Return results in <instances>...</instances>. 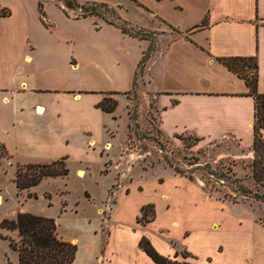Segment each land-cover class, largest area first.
Returning <instances> with one entry per match:
<instances>
[{
	"label": "crops",
	"instance_id": "1",
	"mask_svg": "<svg viewBox=\"0 0 264 264\" xmlns=\"http://www.w3.org/2000/svg\"><path fill=\"white\" fill-rule=\"evenodd\" d=\"M80 1L106 5L128 25L161 34L140 77L166 138L229 141L236 158L253 157L254 101L222 60L253 59L256 90L264 94V0ZM0 6L9 12L0 20V145L7 157L34 165L85 156L87 123L90 131L104 116L115 120L150 41L110 24L95 29L117 44L114 49L103 36L104 43L86 39L89 17L72 19L49 3L40 10L38 0H0ZM107 97L117 103L112 113L96 108ZM260 134L264 141V130ZM148 181L119 187L108 213L101 202L97 217L72 224L76 235L58 232L76 247L71 264H156L139 248L142 238L178 263L264 264V228L243 205L180 175ZM145 189L151 193L143 195ZM144 207L152 214L140 220Z\"/></svg>",
	"mask_w": 264,
	"mask_h": 264
},
{
	"label": "rangeland",
	"instance_id": "2",
	"mask_svg": "<svg viewBox=\"0 0 264 264\" xmlns=\"http://www.w3.org/2000/svg\"><path fill=\"white\" fill-rule=\"evenodd\" d=\"M38 3L40 10L43 4L49 3L64 8L66 15L72 19L84 16L91 18L93 21L91 28L88 26L91 24L89 20L83 22L86 23L89 31L86 39L104 43L98 39L103 36L107 39L108 45L117 47V44L112 43L109 37L95 31L103 24H107L106 22L118 25L121 23L120 18L116 20L118 17L116 12L115 16L110 15L112 8L80 0H38ZM69 4L71 7H68ZM127 27L132 28L134 34H137L134 38L149 40L150 48L142 56L144 61L138 67L133 88L119 98L120 102L114 114L115 120L104 116L102 124L100 125L97 120L96 126H92L90 131V124L87 123L88 135L85 142L88 141V143L84 146L86 155L63 156H67L65 166L68 174L65 177L42 179L36 187L30 191L24 190L18 195L14 184L16 171L18 169L23 171L27 165L34 164L25 163L26 160L23 158L19 162L17 159L7 157L6 154L1 153L0 149V197L2 199L0 264H17V252L9 247V242L17 244V232L2 228L3 220H14L18 213H30L52 218L59 226L56 228L59 239H61L59 233L64 236L76 235L72 224L81 216L88 214L96 216L95 207L101 206V202L105 205L104 215L108 213L109 205L114 202L113 194L119 187H125L133 179L148 181L155 178L161 181L166 174L180 175L190 179L198 183L206 193L220 200L243 205L245 211L251 212L264 228V198L254 197L255 192L259 196L264 194V188L259 186V184L264 185V182L256 183L252 178L253 150L251 159H239L235 157L237 151L229 141H210L200 144V140L191 135H179L175 139L166 138L158 129V117L153 106L152 94L146 88L143 78L140 77L143 66L152 55L161 34L158 31L131 25ZM171 35L176 36L174 32ZM118 58L121 62L126 60L123 54H120ZM85 99L91 100V97H85ZM105 99L114 100L113 97ZM73 126L77 125L71 122L69 127ZM90 139L94 142L89 143ZM259 154L260 158L256 161H264V152L260 151ZM81 159H85V163H79ZM79 169L85 173H83L84 177L80 178L78 175ZM33 172L29 170L27 174L30 175ZM167 188L170 189L166 187V191ZM148 190L144 191L143 195L150 194ZM244 191L248 193L244 194ZM28 194L35 195L36 198L28 197ZM105 197L106 200H104ZM151 214L152 212L147 210L145 218H149Z\"/></svg>",
	"mask_w": 264,
	"mask_h": 264
},
{
	"label": "trees",
	"instance_id": "3",
	"mask_svg": "<svg viewBox=\"0 0 264 264\" xmlns=\"http://www.w3.org/2000/svg\"><path fill=\"white\" fill-rule=\"evenodd\" d=\"M98 6L106 7V5L102 4ZM68 7H71L70 4ZM8 14V10L0 6V20L8 16ZM110 15L115 16V11L113 9L110 10ZM116 20H120L119 17H116ZM106 23L114 26L118 25L113 22ZM127 25V23L121 21L118 27L123 34L137 37L133 29H128ZM143 61L144 58L141 59L140 63H143ZM222 63L245 81L249 88V95L253 98L252 150L254 152V158L251 164L252 178L256 183L264 182V161H256L257 158H260L259 152H264V141L260 134V131L264 130V94H259L256 90L257 78L255 74V61L249 58H232L222 60ZM107 102L108 104L106 105ZM115 107L116 102L114 100L108 101L106 99L96 105V108L106 113H112ZM0 149L2 151L1 153L5 155L6 152L4 147L0 145ZM64 160L65 159H60L48 164L27 165L23 171L18 169L14 180L17 194L20 195L22 191L37 186L44 178L65 177L68 174V170ZM29 170L34 172L28 175L27 171ZM259 186L264 188V185L259 184ZM246 193L248 192L244 191V194ZM28 197L36 198L35 195L30 194H28ZM254 197L256 199H261L264 198V194L259 196L257 192H255ZM147 210H149V207L141 209L140 220H144ZM1 227L17 232V244L9 242V247L17 252V264H71L74 259L76 252L75 245L57 237V225L52 218L30 213H18L14 220H3L1 222ZM138 245L156 264H185L160 257L145 238H142ZM183 257H185V254H183Z\"/></svg>",
	"mask_w": 264,
	"mask_h": 264
},
{
	"label": "bare ground",
	"instance_id": "4",
	"mask_svg": "<svg viewBox=\"0 0 264 264\" xmlns=\"http://www.w3.org/2000/svg\"><path fill=\"white\" fill-rule=\"evenodd\" d=\"M83 173L84 172H82V171H78V175L80 176V178H81V176H83ZM85 174V173H84ZM84 177V176H83ZM1 202H2V199H1V197H0V204H1Z\"/></svg>",
	"mask_w": 264,
	"mask_h": 264
}]
</instances>
